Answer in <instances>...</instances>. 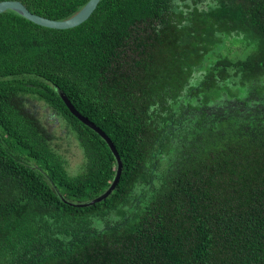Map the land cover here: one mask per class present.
I'll return each instance as SVG.
<instances>
[{
  "label": "trees",
  "instance_id": "1",
  "mask_svg": "<svg viewBox=\"0 0 264 264\" xmlns=\"http://www.w3.org/2000/svg\"><path fill=\"white\" fill-rule=\"evenodd\" d=\"M20 1L63 20L89 0ZM60 91L122 160L94 205L117 160ZM0 264H264V0H101L68 29L1 13Z\"/></svg>",
  "mask_w": 264,
  "mask_h": 264
},
{
  "label": "water",
  "instance_id": "2",
  "mask_svg": "<svg viewBox=\"0 0 264 264\" xmlns=\"http://www.w3.org/2000/svg\"><path fill=\"white\" fill-rule=\"evenodd\" d=\"M100 1L101 0H89L75 15H73L72 17L68 19H63V20H54V19H50V18L41 16V15L35 14L31 10H29L27 6L20 0L0 1V14L5 11L12 10L36 24H39L45 27H50V28L68 29V28H73L75 26H78L79 24L87 20L91 16V14L94 12V10L97 8ZM60 95L62 96L63 100L65 101L70 111L74 115H76L81 121H83L86 125L90 126L98 134L101 135V137L108 143L110 149L112 150L117 160V171H116L114 180L111 183L110 187L104 193L95 197L91 201L77 204L80 206L94 205L106 199L115 190L116 186L118 185L120 181V177L122 174V169H123L122 160L112 140L104 133V131L100 129L97 125H95L93 122H91L88 118L84 117L74 107V105L71 103V101L68 99V97L63 92L60 91Z\"/></svg>",
  "mask_w": 264,
  "mask_h": 264
},
{
  "label": "rangeland",
  "instance_id": "3",
  "mask_svg": "<svg viewBox=\"0 0 264 264\" xmlns=\"http://www.w3.org/2000/svg\"><path fill=\"white\" fill-rule=\"evenodd\" d=\"M50 128L57 137L54 141L59 146L60 152L68 160V168L74 174L79 172L84 166L85 157L77 140L73 136L66 135V128L62 122L54 125L51 123Z\"/></svg>",
  "mask_w": 264,
  "mask_h": 264
}]
</instances>
